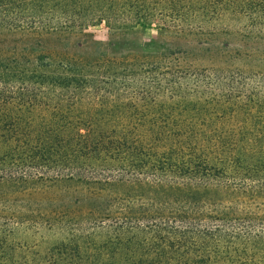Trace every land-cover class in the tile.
<instances>
[{"label": "trees", "instance_id": "1", "mask_svg": "<svg viewBox=\"0 0 264 264\" xmlns=\"http://www.w3.org/2000/svg\"><path fill=\"white\" fill-rule=\"evenodd\" d=\"M102 23L162 40L32 45ZM4 34L27 45L0 48V264H264V66L227 63L264 62V0H0Z\"/></svg>", "mask_w": 264, "mask_h": 264}, {"label": "rangeland", "instance_id": "2", "mask_svg": "<svg viewBox=\"0 0 264 264\" xmlns=\"http://www.w3.org/2000/svg\"><path fill=\"white\" fill-rule=\"evenodd\" d=\"M158 21H156L157 23ZM224 27H227L228 24L225 22ZM86 35H65V34H48L40 42V45L32 43L33 46H36L35 49L37 52H53V51H62L70 52L71 55L78 54H95L96 44L99 42H113L114 46L111 48L110 52L115 53L119 52L117 56L123 52L124 54L129 52H143L148 50L149 43L153 39L158 38L160 40L161 36L155 24L146 28L145 30L141 29L138 31H125V30H109L107 26L103 23L98 25H89L88 28L83 29ZM0 40L5 41V46H2L3 42H0V48H8L12 45H18L19 47L25 46L24 39L20 36H10L2 35ZM84 43L83 48L80 50L79 45ZM167 46L173 48H181L183 50L189 49L192 47L193 42L185 39H173L167 41ZM207 56V55H206ZM198 63L207 65L210 63H215L216 65H225L224 61L220 59H208L201 58L198 60ZM229 65L234 64L243 68L246 67H263L264 62L257 63L254 59L246 58V56L239 55V58H235L234 61L227 62ZM253 211L256 214L264 215V200H261V203L257 204L254 207ZM28 239V245L25 244V240ZM18 245L22 246V249H18L17 253H20L21 256H36L40 254L41 256L47 255V250L52 249V246L57 244V241L54 240L51 234L46 235L44 232L30 234L19 232L16 234V240Z\"/></svg>", "mask_w": 264, "mask_h": 264}]
</instances>
